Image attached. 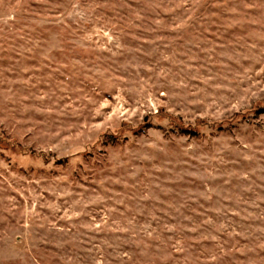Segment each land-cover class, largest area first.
Masks as SVG:
<instances>
[{"label":"rangeland","instance_id":"obj_1","mask_svg":"<svg viewBox=\"0 0 264 264\" xmlns=\"http://www.w3.org/2000/svg\"><path fill=\"white\" fill-rule=\"evenodd\" d=\"M0 264H264V0H0Z\"/></svg>","mask_w":264,"mask_h":264}]
</instances>
